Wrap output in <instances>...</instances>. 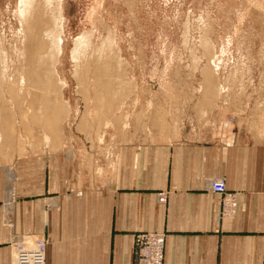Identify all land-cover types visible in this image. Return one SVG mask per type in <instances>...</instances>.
<instances>
[{
	"label": "crops",
	"instance_id": "0c3cea01",
	"mask_svg": "<svg viewBox=\"0 0 264 264\" xmlns=\"http://www.w3.org/2000/svg\"><path fill=\"white\" fill-rule=\"evenodd\" d=\"M227 121H186L167 141L113 138L94 160L100 146L89 139L20 150L2 130L0 264L38 236L46 264H137L140 233L166 235L164 264H264V136L244 120ZM213 178L238 193L235 216H219Z\"/></svg>",
	"mask_w": 264,
	"mask_h": 264
},
{
	"label": "rangeland",
	"instance_id": "374dc122",
	"mask_svg": "<svg viewBox=\"0 0 264 264\" xmlns=\"http://www.w3.org/2000/svg\"><path fill=\"white\" fill-rule=\"evenodd\" d=\"M18 2L0 0V31L5 27L6 35ZM60 6L64 47L58 71L65 83L62 101L70 113L62 121L61 132L60 128L56 130L62 133L59 143L68 144L71 138L89 139L91 146H100L98 152L91 150L90 158L94 160L104 153L103 143L113 138L114 145L150 137L167 141L186 121L200 127L211 123L215 126L231 116L244 120L264 136V0H60ZM84 32L91 33L96 48L108 32L113 34L124 63V79L134 83L125 97L113 95V106L109 107L111 100L107 99L103 116L102 107L101 113L97 110L94 92L91 90L87 97L74 77L76 65L71 51ZM202 37L210 39L212 56L218 53L221 57L212 59L220 65L211 73L209 88L202 78L210 58L209 49L204 51L200 45ZM92 77L90 73L91 84ZM4 91L0 104L12 106L14 102ZM27 97L21 100L22 110L15 116V126H9V110L0 113L8 118L6 126L0 124V143L2 128L14 127L12 140L20 150L37 149L39 144L54 139L56 133L47 131L45 113L41 108L33 111L32 99ZM24 112L28 113L29 127L22 123ZM35 113L39 117L36 123L30 119ZM83 115L87 123L81 129L76 124ZM157 116L158 121L162 118L167 122L165 130L166 123L161 122L164 127L157 124ZM107 124L111 126L105 127ZM28 134L27 140L24 136Z\"/></svg>",
	"mask_w": 264,
	"mask_h": 264
},
{
	"label": "bare ground",
	"instance_id": "6f19581e",
	"mask_svg": "<svg viewBox=\"0 0 264 264\" xmlns=\"http://www.w3.org/2000/svg\"><path fill=\"white\" fill-rule=\"evenodd\" d=\"M255 2L256 0H254ZM18 3L14 21H10L8 26V35H6L5 27L0 31V97L6 89L14 102L11 101L12 106L0 104V113L9 110L12 113L10 118L12 123L9 122V126L12 124L15 126L17 121L15 116L19 110H22L21 100L30 95L28 97L32 99L30 106L34 108L33 111L41 108L45 113L44 125L47 131L51 129L56 132L63 124L62 121L66 120L70 113L67 103L62 101V88L65 83L61 81L58 71L59 60L64 47L62 39L64 23L60 0H19ZM91 36L90 32H84L75 41L71 51V59L76 65L74 77L80 83L81 91L85 92L87 97L91 90L94 92L98 100L97 110L100 112L99 108L102 107L100 109L103 113L100 115L103 116L108 105L107 99L111 100V102L108 100L110 107L113 95H115V98L117 95L125 97L126 92L131 91L134 83L132 81L127 82L124 79L126 74H124V63L116 50L118 46L113 34L108 32L98 48L94 46ZM200 45L204 51L209 49V52H207L209 54L207 56L210 57L208 65L202 71L204 84L209 88L208 82H210L211 73L215 67L220 65L219 63L218 65H216L217 63L214 64L212 59H221V57L217 56L218 53L212 56L213 47L210 39L202 37ZM94 57L96 60L94 68H92L91 62ZM89 67H91L90 73L93 76V84L90 83V73L88 75ZM203 104L204 102H200L199 106H203ZM115 111H117L116 108ZM27 118H29L28 113H22L24 126H28ZM7 119L3 115L0 116V124L6 126ZM30 119L36 123L39 117L35 113L31 114ZM164 120L161 118L156 123L160 122V125L162 123L167 124ZM85 122L86 116L83 115L81 124H85ZM9 126L2 128V130L7 133L4 134V138L12 140L13 134L11 132L14 131V127L10 128ZM108 126L109 124L105 127ZM28 130L32 129L28 128ZM28 133L31 134V131H28ZM57 133L59 132L55 133L54 138L60 140V133ZM28 136L30 137L29 134L24 137L27 139ZM25 138L21 140L23 141ZM164 194L167 200V194ZM42 239L44 238L38 236L33 237L32 241L35 243L37 240ZM22 246L26 249L31 248V244L28 243Z\"/></svg>",
	"mask_w": 264,
	"mask_h": 264
},
{
	"label": "built area",
	"instance_id": "2783aa9c",
	"mask_svg": "<svg viewBox=\"0 0 264 264\" xmlns=\"http://www.w3.org/2000/svg\"><path fill=\"white\" fill-rule=\"evenodd\" d=\"M230 117L228 122H233ZM209 187L212 193L222 196V207L220 217L235 216L239 210V195L227 190L224 178H213L209 180ZM165 192L158 194L159 202L165 203ZM5 224L12 228L10 219L5 218ZM25 238V237H23ZM164 233H140L136 236V263L137 264H164L165 260ZM15 243V242H14ZM14 246V245H13ZM46 239L37 240L32 248L26 249L22 244L12 249V264H46Z\"/></svg>",
	"mask_w": 264,
	"mask_h": 264
}]
</instances>
